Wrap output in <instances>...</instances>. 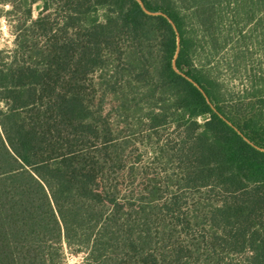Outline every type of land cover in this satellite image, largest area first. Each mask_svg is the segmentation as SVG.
Returning <instances> with one entry per match:
<instances>
[{
  "label": "trees",
  "instance_id": "16d2710c",
  "mask_svg": "<svg viewBox=\"0 0 264 264\" xmlns=\"http://www.w3.org/2000/svg\"><path fill=\"white\" fill-rule=\"evenodd\" d=\"M143 1L175 22L177 67L218 112L173 70L177 36L169 20L147 15L136 0H0L12 5L0 8V17L15 36L14 49L0 50V264H67V251L83 255L81 264H197L196 252L206 253L202 264H217L221 253L239 257L238 264H264V152L220 116L264 148V80L249 102L228 106L196 63L200 47L218 51L229 43L224 37L216 47L211 32L224 25V4L232 5L234 21L227 31L237 29L244 43L238 25L257 7L264 21V0ZM189 19L203 36H188ZM237 44L236 61L244 48ZM137 91L150 104L148 129L176 123L181 131L168 152L178 163V185L226 196L204 210L211 230L203 242L171 241L166 214L180 209L177 196L147 210L113 183L124 169L125 148L96 101L101 92L114 95L134 111L128 103ZM201 216L189 227L199 228Z\"/></svg>",
  "mask_w": 264,
  "mask_h": 264
},
{
  "label": "rangeland",
  "instance_id": "374dc122",
  "mask_svg": "<svg viewBox=\"0 0 264 264\" xmlns=\"http://www.w3.org/2000/svg\"><path fill=\"white\" fill-rule=\"evenodd\" d=\"M231 6L228 8L226 4L222 6L224 10L220 13L219 21H222L224 25L217 23L216 29L211 30L220 42L216 47L224 46L220 45L225 42L224 37L228 40V45L225 49L222 47L218 51L214 50L215 45L212 44L213 49L209 46L200 47L196 60L198 68H202L207 76L215 80L228 106L237 104L241 98L249 102L250 98L248 100L247 98L252 94L253 87L263 86L257 83H262L264 80L263 13L257 7L254 12L250 11L251 13L244 17L243 23L238 25L245 36L243 43V39L238 37L237 29L232 32L227 31V27L234 23L231 19ZM249 9L251 8L248 7ZM41 10L42 3L34 6V19L39 17ZM6 22L7 31L0 30V50H12L15 47V36L7 19ZM186 25L188 36L204 35L195 21L189 19ZM237 40H240L244 46L240 54L241 59L238 61L234 58L239 47ZM101 93L97 98L95 109L102 114L106 125L113 130L114 137L119 143H123L125 148L124 169L116 174L113 182L120 189L121 196L129 198L136 207L143 205L147 210L152 209L149 207L163 208L171 196H177L180 209L174 207V212L168 214H166L167 210H164V215H167L166 225L173 228V231L168 230V234H172L171 241L180 242L187 247H190L194 238H197V242H203L202 237L211 230L210 223L204 218V210L208 208V204H220L225 200V194L218 189L207 193L206 189H187L178 185L176 181L180 174L178 163L170 159L168 152L172 153L177 147L181 131L176 123H171L157 133L146 127L150 104L142 91L131 94L136 96V101L131 99L132 102L128 105H136L134 111L122 108L117 96ZM156 104L155 102L153 106L160 108L163 102ZM157 110L155 112H158ZM199 123L203 121L199 120ZM200 212L202 216L199 228L195 226L190 228L189 222L195 224L193 216H198ZM158 222L159 220L155 221L154 226L158 225ZM196 253H198L197 256H201L197 264H202L206 253ZM222 254L218 255L220 262L217 264H238L240 261L239 257ZM83 260V255L76 256L67 251V264H81Z\"/></svg>",
  "mask_w": 264,
  "mask_h": 264
},
{
  "label": "water",
  "instance_id": "95a60500",
  "mask_svg": "<svg viewBox=\"0 0 264 264\" xmlns=\"http://www.w3.org/2000/svg\"><path fill=\"white\" fill-rule=\"evenodd\" d=\"M136 1L140 4L142 10H143L147 15H149V16H163V17H165V18H167V19L169 20V22H170V24L172 25L173 30L175 31L176 36H177V48H176V54H175V57H174V60H173V65H172L173 70H174L177 74L183 76V77L186 78L189 82H191V83H192V84H193V85H194V86H195V87H196V88H197V89L203 94V96L206 98L207 102L211 105L212 109H213L215 112H218L217 109H216V108L213 106V104L211 103V101H210L208 95L206 94V92L204 91V89L199 85V83H197L193 78H191L190 76H188L186 73L181 72V71L178 69V67H177V59H178V56H179V53H180V49H181V36H180V32H179V30H178L177 25L175 24V22H174L172 19H170L169 16H168L167 14H165V13H163V12H154V11L149 10V9L146 7V5H145V3H144L143 0H136ZM220 116H221V118H222V119H223L228 125H230L232 128H234L235 131H236L239 135H241L247 143H249L250 145H252V146L255 147L256 149H258V150L264 152V148H261V147L255 145V144H254L249 138H247V137H246V136H245V135H244V134H243V133L237 128V127H235V126L232 124V122H230L228 119H226L223 115L220 114Z\"/></svg>",
  "mask_w": 264,
  "mask_h": 264
},
{
  "label": "clouds",
  "instance_id": "9594fccd",
  "mask_svg": "<svg viewBox=\"0 0 264 264\" xmlns=\"http://www.w3.org/2000/svg\"><path fill=\"white\" fill-rule=\"evenodd\" d=\"M0 8H3L5 11H9L12 8L10 3L8 4H0ZM0 30L7 31V22L5 17H0Z\"/></svg>",
  "mask_w": 264,
  "mask_h": 264
}]
</instances>
